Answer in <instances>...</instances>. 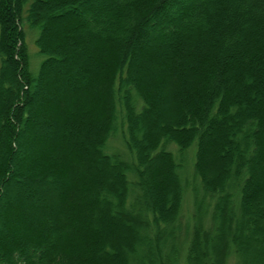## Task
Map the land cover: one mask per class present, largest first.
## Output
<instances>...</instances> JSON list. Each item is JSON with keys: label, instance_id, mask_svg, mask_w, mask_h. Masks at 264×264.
I'll use <instances>...</instances> for the list:
<instances>
[{"label": "trees", "instance_id": "trees-1", "mask_svg": "<svg viewBox=\"0 0 264 264\" xmlns=\"http://www.w3.org/2000/svg\"><path fill=\"white\" fill-rule=\"evenodd\" d=\"M23 23L43 57L35 74ZM69 55L85 65L71 71ZM157 110L174 118L160 127ZM119 120L131 161L105 153ZM192 146L199 187L181 238ZM109 223L125 239L104 243ZM230 259L264 264V0H0V264Z\"/></svg>", "mask_w": 264, "mask_h": 264}, {"label": "rangeland", "instance_id": "rangeland-1", "mask_svg": "<svg viewBox=\"0 0 264 264\" xmlns=\"http://www.w3.org/2000/svg\"><path fill=\"white\" fill-rule=\"evenodd\" d=\"M101 1L102 0H99V2H101ZM169 11H170V9H166L164 11V15L160 16V18H161L160 21L161 22L164 19H166V15L169 14ZM56 24L57 23L55 21V23L52 24L51 30L47 34L52 35V33H54L57 30V25ZM154 25H155V23L151 24V26H154ZM22 29H23V32H24V35H25V41H26L27 48H28V53H29V56H30V71L35 74L37 72L38 66H39L40 62L42 61L43 57H41L37 53V48H36L35 42H34L35 39H36V33L33 30L29 29L26 23L22 24ZM52 37H53V35H52ZM156 41L161 42L162 40L159 39V40H156ZM76 44L84 53H87V49L90 48V45L92 46V43H89V42L87 44L82 43L80 45L76 42ZM92 48H93V46H92ZM71 58L74 60L73 63L71 64V67H70L71 71L79 69L80 66L83 67L85 65L84 64V60H83L84 57H79L78 55H75V56H73ZM78 76L80 77V75H78ZM81 77H82L81 80L84 81V77L83 76H81ZM173 93H174L173 94V97H174L173 104H175V106H176L178 104V101L180 100V95H179L178 91H176V90H173ZM77 95H78V93H77ZM37 100H38V97H35L34 100H33L34 110H42V112L44 114H49V111H50L51 108L46 107L47 108L46 109V108L43 107V104L40 106V104L36 103ZM96 101L97 100H95V103H96ZM173 109H174V106H173ZM175 110L176 109H174V111ZM173 113L174 112H172V110H171V111L167 112L165 114V117H164V116H162L160 114V111H158V110L156 111L155 117L159 119L158 124L160 125V127H161V124L163 122L168 123L167 119H173L174 118ZM122 131H123V128L121 127L120 120H119L118 121V125H117V130H116L115 134L112 135L108 139V141L106 143L105 153H107V154H115V155H118L119 157H121L122 159H125L127 161H131L130 155L128 154V152L125 149L124 144H123ZM158 131H159V133H162V132H164V129L163 128H161V129L159 128ZM28 137L29 136H27V134H26L24 139H26L27 142H30L32 144L33 148H39L40 144H37L36 143L37 141H34V142L31 141ZM218 140H220V137L218 138ZM27 142L26 141L24 142V140L22 141V143H26V144H27ZM165 149L167 151H170L172 154H174L176 156L178 154L177 153V147L174 144H172V143L166 145ZM193 156H194V147L192 146L186 151V154H185V159H186L185 166L186 167L184 168V170L181 173L182 174V178H183V182L185 184V192H184V198H183V201H182V207H181L180 218H179V228H178V234L181 236V238H183V235H184V232H185V228L187 229V233H190L191 225H193L192 219H193L194 211H195L194 202H193V198H194L193 193H197V192H194V189H196V187H199L198 180L195 179L193 177V175H192ZM23 166H21L22 168L20 166L16 167V169L19 171L18 174H21L23 176L26 175V174L28 175V173L24 170L25 166L24 167ZM15 178L16 177L14 176L13 181L10 182L9 185L7 186L5 195L10 196V194L13 191L19 190V188H17L18 184L16 183L17 178L16 179ZM34 179L36 180V178H34ZM37 179L39 180L40 178L38 177ZM50 181L52 182V185H51V188H50L51 190L49 189L50 190V194H49V190H47L46 193H48L49 196H52V200H53V197H55V200H57L58 203L62 202L61 200H63V199H62L61 195L58 196L60 189H62V187L60 185V182L56 181L55 178L50 179ZM33 187H35V186H33ZM37 188L38 187H36L35 189H37ZM32 191L33 190H32V186H31V189L27 190V192L24 193V194H27V195L28 194H33ZM196 191H197V189H196ZM53 192H55V196H53L54 195ZM197 195L199 197V194H197ZM32 196H33V198H35V195H32ZM210 210H211V207H208V215L207 216H209ZM7 211L9 212L10 209H7V208L4 209V211H3L4 216L6 215ZM13 216H14V213L8 218L10 219ZM2 219L3 220L6 219V222H9V223H10L11 220H13V219L9 220L7 218L4 219L3 217H2ZM61 221H62V219L61 220H55L56 226H60V222ZM206 223H208V222H206ZM43 224L39 223V227L40 228H43V226L45 227L46 224L44 222H43ZM124 225H125V227H124V231L125 232L124 233H127L126 231H128L131 228L132 224L129 223L128 221H126ZM107 226H110L112 232L104 235L105 236L104 240H103L104 243L105 242L108 243V244L115 243L116 242L115 241L116 240L115 239L116 238L115 235L116 236L118 235L122 239H125L126 235L124 233H122V234L118 233L119 231L117 230V228L112 227L113 225L111 223L107 224ZM63 230H65L64 227H63L62 230L61 229L59 230V234L58 235H59L60 238L62 237L61 232ZM144 234H145V231H144ZM188 235L189 234H187V237H188ZM42 236H45V234L43 232H42ZM70 236H72V234H70ZM49 239L50 240L53 239L54 242L57 245V241L55 240V238L50 237V238H48V240ZM116 252L118 253V251H116ZM31 254H32V252H31ZM115 262H116L115 260H111V261H108V262H104V264L105 263L106 264H115ZM227 264H236V261L234 259H230V260H228Z\"/></svg>", "mask_w": 264, "mask_h": 264}, {"label": "bare ground", "instance_id": "bare-ground-1", "mask_svg": "<svg viewBox=\"0 0 264 264\" xmlns=\"http://www.w3.org/2000/svg\"><path fill=\"white\" fill-rule=\"evenodd\" d=\"M24 186H26V185H24ZM32 192H33V194H28L27 196L31 198L32 195L37 196L38 193H39V192H37V191H32Z\"/></svg>", "mask_w": 264, "mask_h": 264}]
</instances>
